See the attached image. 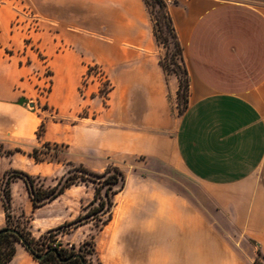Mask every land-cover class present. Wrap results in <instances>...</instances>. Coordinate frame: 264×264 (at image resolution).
I'll list each match as a JSON object with an SVG mask.
<instances>
[{
  "label": "crops",
  "instance_id": "1",
  "mask_svg": "<svg viewBox=\"0 0 264 264\" xmlns=\"http://www.w3.org/2000/svg\"><path fill=\"white\" fill-rule=\"evenodd\" d=\"M68 3L74 20H64L53 42L64 50L51 56L42 41L44 61L56 68L59 107L69 106L83 67L103 68L115 85L103 119L109 155L143 157L171 179L194 183L186 196L164 189L157 204L154 238L168 231L170 264L264 263V0L167 1L189 75L179 118V80L160 64L144 0ZM10 65L13 72L0 70V142L7 146L19 128L25 137L38 123L15 90L25 66ZM7 160L0 158V175ZM5 225L0 196V229ZM12 261L29 264L30 254L17 248Z\"/></svg>",
  "mask_w": 264,
  "mask_h": 264
},
{
  "label": "rangeland",
  "instance_id": "2",
  "mask_svg": "<svg viewBox=\"0 0 264 264\" xmlns=\"http://www.w3.org/2000/svg\"><path fill=\"white\" fill-rule=\"evenodd\" d=\"M68 1L72 0H0V52L4 58L0 70L13 72L10 63L17 61L25 66L15 90L34 125L38 121L29 135L23 137L19 128V139L8 146V140L0 142V158L10 157V168L0 175V196L2 199L12 171L27 173L38 187L48 188L69 173H80V167L97 174L118 168L125 175V188L113 196L112 218L104 225L109 214L89 213L97 207L91 206L95 187L104 179L90 177L95 183L79 182L35 209L25 183L18 178L10 185V218L3 228L23 230L36 240L45 237L37 248L39 254L57 247L66 255H81L85 264H170L168 231L161 239L154 238L157 204L164 189L186 196L195 189L194 183L185 176L171 179L167 170L143 157L109 155V124L103 119L115 100L105 93L115 85L103 68L99 73L97 65L83 67L82 78L71 87L69 106L59 107L56 68L44 61L48 54L42 41L50 42L51 56L64 50L53 42L64 30V20H74V13L67 9L73 4ZM162 1L167 8L171 0ZM144 2L158 38L159 61L170 76H176L175 71L176 77L189 78L183 51L174 44L164 10L153 0ZM174 110L177 118L182 116L184 102L177 100ZM97 116L100 122L95 121ZM34 148L40 149L41 162L28 156ZM7 152L13 154L7 156ZM78 218L80 222L75 223ZM15 247L16 252L22 248L29 253L20 242ZM11 261L8 264H14ZM47 263L56 264L52 259ZM255 263L264 264L259 258ZM29 264L40 263L30 254Z\"/></svg>",
  "mask_w": 264,
  "mask_h": 264
},
{
  "label": "trees",
  "instance_id": "3",
  "mask_svg": "<svg viewBox=\"0 0 264 264\" xmlns=\"http://www.w3.org/2000/svg\"><path fill=\"white\" fill-rule=\"evenodd\" d=\"M158 3L162 9L164 10L163 16L167 22L168 28L171 32L172 38L174 40V44L182 51V47L178 40L173 21L171 16L166 8V5L162 0H153ZM155 38H157L156 33H154ZM161 63V62H160ZM161 66L168 77L171 73H169L163 63ZM176 76L177 73L173 72ZM179 80V89L177 92V100L180 102L181 100L184 102V106L188 107L189 102V78L188 76L185 79L177 77ZM110 92L107 91L105 96ZM43 124L41 125V128ZM46 146H50V143H46ZM7 156L12 155V152H7ZM41 151L39 148H34L32 152L28 155L33 158L36 162H41ZM80 173H69L68 175L62 177L55 186L53 187H38L35 184L34 178L22 171H12L10 175L6 178V187L4 188V194L2 196L3 209L6 216V221L10 218L11 211V202H12V194L10 190V185L16 179L20 178L26 185L27 192L32 202L33 208H39L46 203L52 202L60 195L64 194L67 189L72 187L73 185L82 183H89L92 181L90 177H95L98 179H104L102 183L97 184L95 187L94 199L91 203V206L97 204V207L90 210V212L96 211L97 213L109 214L108 219L103 221V224L106 225L110 222L112 218V208H113V196L121 192L125 188V175L124 173L118 169L114 168L111 170H107L103 174H97L92 171L85 169L84 167H80L77 169ZM92 216V215H91ZM80 222L78 218L75 223ZM11 230V231H8ZM3 231L0 233V264H8L15 256L16 247L15 242H20L25 249L34 257L36 255H45L41 261H38L40 264H48V260H53L56 264H85V260L81 255L78 254H64L62 249H58L57 247H51L48 251L43 254H39L38 246L39 243L43 241V239L36 240L29 233H25L23 230H15L5 227L1 229ZM13 231L17 232L14 233ZM35 259V257H34Z\"/></svg>",
  "mask_w": 264,
  "mask_h": 264
},
{
  "label": "water",
  "instance_id": "4",
  "mask_svg": "<svg viewBox=\"0 0 264 264\" xmlns=\"http://www.w3.org/2000/svg\"><path fill=\"white\" fill-rule=\"evenodd\" d=\"M8 231H11V230H8ZM3 231H0V233H2ZM14 233H17V232H15V231H13ZM44 256L45 255H36V256H34L35 257V259L37 260V261H41L43 258H44Z\"/></svg>",
  "mask_w": 264,
  "mask_h": 264
},
{
  "label": "built area",
  "instance_id": "5",
  "mask_svg": "<svg viewBox=\"0 0 264 264\" xmlns=\"http://www.w3.org/2000/svg\"><path fill=\"white\" fill-rule=\"evenodd\" d=\"M97 70H98L99 73L102 72L100 67H97Z\"/></svg>",
  "mask_w": 264,
  "mask_h": 264
}]
</instances>
